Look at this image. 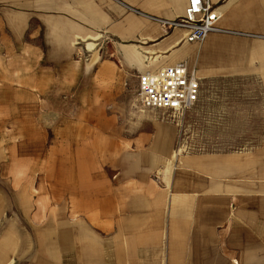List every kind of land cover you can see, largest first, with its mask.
<instances>
[{"label": "crops", "instance_id": "obj_1", "mask_svg": "<svg viewBox=\"0 0 264 264\" xmlns=\"http://www.w3.org/2000/svg\"><path fill=\"white\" fill-rule=\"evenodd\" d=\"M208 2L219 29L202 41L201 66L215 54L205 51L211 40L236 46L242 39L262 41V51L252 52L264 54V0ZM186 6L187 0H0V78L18 107L34 112L44 101L34 87L50 84L51 54L66 60L74 38L99 36L137 39L136 58L151 59L143 63V57L132 59V48L124 52L138 69L153 61L150 51L178 52L183 41L184 57H159L161 65L156 69L155 60L147 71L183 62L200 76L202 70L190 65L197 42L172 26ZM164 23L172 30L165 31ZM245 50L224 51L221 60L233 65L238 56L243 62ZM6 54L10 63L3 61ZM18 85L25 88L20 92ZM163 129L155 128L154 143L151 130L141 132L150 136L146 146L127 141L130 150L108 158L101 169L93 157L46 160L41 189L17 196L40 222L34 244L41 257L33 264H264V138L244 148L190 152L173 164L167 158L172 139Z\"/></svg>", "mask_w": 264, "mask_h": 264}, {"label": "rangeland", "instance_id": "obj_2", "mask_svg": "<svg viewBox=\"0 0 264 264\" xmlns=\"http://www.w3.org/2000/svg\"><path fill=\"white\" fill-rule=\"evenodd\" d=\"M240 41L246 52L243 62L233 65L220 63L211 54L201 66L203 43L194 44L196 60L190 65L202 70V95L186 131L174 137L180 160L190 152L244 148L264 138V54L248 53L254 40ZM89 42L95 45L90 48ZM138 45L137 39L74 38L68 59L59 61L58 54L52 53L46 61L50 63V84L41 91L34 87V93H40L44 100L36 103L39 109L34 112L27 111L23 103L18 107L13 89L0 78V196L4 207L0 214V264H33L41 257L34 244L40 232L35 226L40 222L17 196L41 189L47 159L57 162L61 157H93L101 169L108 158L130 150L127 141L131 147L146 146L148 134L137 133L131 140L123 131L139 76V69L124 51ZM96 51L99 59L93 63ZM147 55L155 54L150 51ZM2 57L10 63L12 56ZM131 57L140 58L135 54ZM18 87L20 92L25 88Z\"/></svg>", "mask_w": 264, "mask_h": 264}, {"label": "built area", "instance_id": "obj_3", "mask_svg": "<svg viewBox=\"0 0 264 264\" xmlns=\"http://www.w3.org/2000/svg\"><path fill=\"white\" fill-rule=\"evenodd\" d=\"M208 1L187 0L183 17L172 23L173 27L185 29V40L202 42L210 32L219 29V15ZM201 81L196 70L190 69L183 62L140 74L125 135L133 139L141 130L145 131L150 123L151 130L159 123L163 128L171 125L178 127L180 133L186 131L191 112L200 99Z\"/></svg>", "mask_w": 264, "mask_h": 264}, {"label": "bare ground", "instance_id": "obj_4", "mask_svg": "<svg viewBox=\"0 0 264 264\" xmlns=\"http://www.w3.org/2000/svg\"><path fill=\"white\" fill-rule=\"evenodd\" d=\"M163 27H164V30L167 31V32H169V31L172 30L171 25L169 23H164L163 24ZM88 45H89L90 48H92L95 45V43L89 42ZM184 45H185V43L183 41H180L179 42L180 48H179L178 52L177 51H174V49H173V50H171L170 52H168V53H166L164 55H155V56H152V59H153V61H155L159 57H166L167 59H172L174 61V58L177 59L179 57H184L183 50H182V49H184ZM207 45L208 46L206 47L205 51L208 48L209 49H212L214 51V53H215V55H214L215 59L219 60L220 62H223V60H221V58H222L221 55H222V53L224 51H227L228 50V51H231L232 53H234V51H237L239 49L240 50L243 49L242 45H238V46L232 45V44H229L227 42V40H224V39H221V40H211L210 42H208ZM262 45H263L262 41H257L255 45L250 46L247 49L249 51H251V52L252 51H254V52H260L263 49V46ZM136 50H138V46H136L135 48L129 49V53L131 55L132 54H135L136 55ZM191 53L192 54H195V51H192ZM234 55H237V54H234ZM146 58L151 59V57H144L143 59H141V61L144 63V61H145ZM98 59H99V53H97V51H96V53L94 55V58H93V63H96ZM153 61L150 60V61H148V63L142 64V66L139 68V71L140 72L147 71L148 68L153 67V65L151 64V62H153ZM240 62H242V60H241L240 57H238V56L232 57V63L238 64ZM134 101H132L131 104H133ZM130 107H131V105L129 106V111L131 112L132 111V107L131 108ZM41 109H42V111H44V108L43 107ZM141 117H142V115H141ZM141 117L138 118V122L141 120ZM152 118H156V117H152ZM130 120H131V118H130ZM154 126L155 127L156 126L162 127V125H160L159 123H156ZM155 127H154L153 130H151L150 132H148L151 135V139H150V142L151 143H154L153 135L155 133ZM178 130H179V128L176 127V126H173V129L171 131H167V127L163 129V134L170 136L171 139H172V141H173L172 145L170 146V151L167 154V158L173 164H175L178 161V157L180 158V156H179L180 149H175V145L176 144L174 143L175 142V138L174 137H176V134H177ZM143 131L144 130H141V132H143ZM144 132H146V130Z\"/></svg>", "mask_w": 264, "mask_h": 264}]
</instances>
